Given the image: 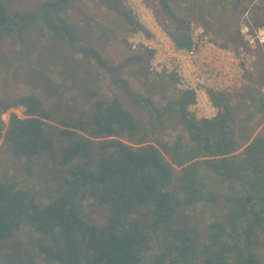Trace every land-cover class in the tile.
I'll use <instances>...</instances> for the list:
<instances>
[{"label":"trees","instance_id":"16d2710c","mask_svg":"<svg viewBox=\"0 0 264 264\" xmlns=\"http://www.w3.org/2000/svg\"><path fill=\"white\" fill-rule=\"evenodd\" d=\"M71 1L53 0L20 16L10 15L0 2V33L40 23L52 40L94 61L132 104L150 106L122 77L125 67L150 55L109 65L95 48L80 44L62 16ZM159 1L174 18L168 1ZM116 11L133 29L140 28L131 12ZM169 34L178 47L191 46L188 33ZM169 78L176 83L174 76ZM211 101L219 109L212 120H196L188 111L194 102L191 92L181 93L179 100L156 113H175L184 125L187 138L171 143L152 142L117 97L96 100L83 118L57 121L34 94L3 106L0 114L25 108L26 118L12 114L7 128L0 119V140L14 159L50 151L62 140L60 166L74 163L59 178V195L48 202H38L16 182L0 180V243L29 224L47 239L39 253L52 264H260L256 247L264 236V136L239 141L229 95L211 92ZM84 200L106 208L103 224L83 217ZM199 205L220 209L204 231L198 226L171 227L180 210ZM142 208L149 209V225L134 216ZM161 230L165 248L147 258L150 231L156 235Z\"/></svg>","mask_w":264,"mask_h":264},{"label":"rangeland","instance_id":"374dc122","mask_svg":"<svg viewBox=\"0 0 264 264\" xmlns=\"http://www.w3.org/2000/svg\"><path fill=\"white\" fill-rule=\"evenodd\" d=\"M52 1L0 0L10 15L17 16L37 12ZM167 1L174 18L164 11L159 0H143L159 26L168 34L178 35L180 31L189 34L190 26L194 24L219 45L227 44L229 49L242 47L256 57L254 72L248 74L229 95V104L239 141L248 138L252 140L257 135L264 136V45L256 44L252 49L242 33L244 28L250 29L251 35H255L259 29L264 30V0ZM111 7L132 13L126 0H72L62 16L82 46L95 48L109 65H118L130 57L145 53L133 52L127 42L129 35L140 28L133 29ZM31 27L28 30L16 27L12 32L7 29L0 33L3 36L0 39V110L25 95L34 94L41 99L56 121L68 120L88 115L98 99L111 102L117 97L124 108L134 114L139 126L148 133L152 142L171 143L179 137L184 140L187 138L184 125L175 113L162 117L156 114L167 104L179 100L181 93L177 84L168 76L150 71L149 57L129 64L122 71V77L131 88L150 101L151 105L144 107L132 104L124 91L112 84L108 74L94 61L82 57L67 43L52 40L40 23L35 22ZM12 114L21 119L26 118L24 107L10 108L0 114L6 128ZM48 123L57 126L55 122ZM61 141L52 150L25 160L14 159L0 140V180L5 183L16 182L27 188L38 202L53 200L59 195L60 176L74 163L72 161L65 167L60 166L63 149ZM177 187L175 182L173 189L177 191ZM223 192L218 193V197ZM97 206L92 200H84L82 214L94 224H103L107 211ZM214 211L219 212L220 209L207 205L182 209L171 227L198 226L204 231L211 219L215 218ZM134 216H140L146 225L150 224L148 208L140 209ZM163 236L162 230L156 235L150 231L151 249L147 258L165 248L166 240ZM261 239L262 243L256 247V252L260 264H264L263 235ZM46 241L29 224L24 225L10 239L0 243V264H52L39 253L40 246Z\"/></svg>","mask_w":264,"mask_h":264},{"label":"built area","instance_id":"2783aa9c","mask_svg":"<svg viewBox=\"0 0 264 264\" xmlns=\"http://www.w3.org/2000/svg\"><path fill=\"white\" fill-rule=\"evenodd\" d=\"M140 30L128 37V45L135 53L149 56V67L153 74L174 76L180 93L194 94L188 111L196 120H212L219 109L211 101L212 93L230 95L244 78L254 72L256 57L245 48L229 49L207 36L201 28L191 24L189 38L191 46L181 48L162 29L143 0H126ZM242 33L254 49L264 45V30L255 35L244 28Z\"/></svg>","mask_w":264,"mask_h":264},{"label":"crops","instance_id":"0c3cea01","mask_svg":"<svg viewBox=\"0 0 264 264\" xmlns=\"http://www.w3.org/2000/svg\"><path fill=\"white\" fill-rule=\"evenodd\" d=\"M139 55H141V56H142V54H139ZM143 56H145V54H143Z\"/></svg>","mask_w":264,"mask_h":264}]
</instances>
